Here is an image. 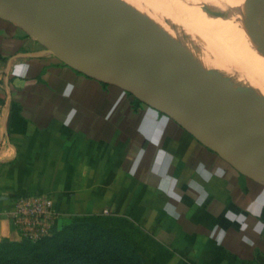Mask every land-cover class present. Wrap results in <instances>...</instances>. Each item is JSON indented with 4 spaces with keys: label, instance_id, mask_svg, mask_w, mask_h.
I'll use <instances>...</instances> for the list:
<instances>
[{
    "label": "crops",
    "instance_id": "0c3cea01",
    "mask_svg": "<svg viewBox=\"0 0 264 264\" xmlns=\"http://www.w3.org/2000/svg\"><path fill=\"white\" fill-rule=\"evenodd\" d=\"M34 193L67 221L144 226L167 264H264V183L0 19V242L22 240L7 213Z\"/></svg>",
    "mask_w": 264,
    "mask_h": 264
},
{
    "label": "water",
    "instance_id": "95a60500",
    "mask_svg": "<svg viewBox=\"0 0 264 264\" xmlns=\"http://www.w3.org/2000/svg\"><path fill=\"white\" fill-rule=\"evenodd\" d=\"M67 27L31 11L32 0H0V19L19 26L66 65L112 84L165 114L248 179L264 183L262 111L180 78L129 43L89 0H52Z\"/></svg>",
    "mask_w": 264,
    "mask_h": 264
},
{
    "label": "rangeland",
    "instance_id": "374dc122",
    "mask_svg": "<svg viewBox=\"0 0 264 264\" xmlns=\"http://www.w3.org/2000/svg\"><path fill=\"white\" fill-rule=\"evenodd\" d=\"M89 1L117 24L125 40L159 66L211 92L257 106L264 127V0H165L172 6L170 11L155 4L156 0ZM50 3L57 13L54 2ZM170 12L181 17L192 47L177 38ZM222 45L230 54L217 52ZM82 217L92 218L70 229L73 241L89 242L95 233H104L110 244L126 238L132 243L153 245L145 227L128 219L109 214L76 216Z\"/></svg>",
    "mask_w": 264,
    "mask_h": 264
},
{
    "label": "trees",
    "instance_id": "16d2710c",
    "mask_svg": "<svg viewBox=\"0 0 264 264\" xmlns=\"http://www.w3.org/2000/svg\"><path fill=\"white\" fill-rule=\"evenodd\" d=\"M90 218L75 217L44 243L5 240L0 243V264H167L171 258V253L148 234L147 239L153 242L151 246L132 243L126 238L119 239L116 245L112 241L110 244L104 239V233H95L89 242L73 241L70 231L74 230V225L88 222Z\"/></svg>",
    "mask_w": 264,
    "mask_h": 264
},
{
    "label": "built area",
    "instance_id": "2783aa9c",
    "mask_svg": "<svg viewBox=\"0 0 264 264\" xmlns=\"http://www.w3.org/2000/svg\"><path fill=\"white\" fill-rule=\"evenodd\" d=\"M7 214L22 240L31 242L51 236L67 221L53 199L42 193L17 198Z\"/></svg>",
    "mask_w": 264,
    "mask_h": 264
},
{
    "label": "bare ground",
    "instance_id": "6f19581e",
    "mask_svg": "<svg viewBox=\"0 0 264 264\" xmlns=\"http://www.w3.org/2000/svg\"><path fill=\"white\" fill-rule=\"evenodd\" d=\"M32 1H33V4L31 5V11L33 13L38 14L40 16L49 17L50 19H52L54 22H56L60 26L67 27L68 23H67L66 19L55 12V9L53 8V6H51L50 0H32ZM156 2L157 3H155V4H157L161 8H163L164 11H167V10L170 11L171 10L172 6L169 3H167L165 0H156ZM162 12H163V10H162ZM165 13H167V12H165ZM169 15L171 16V19H172L171 23H173V25L175 27L176 31L174 33L177 35V38L180 41H182L183 43H186V44H188V46L190 45L192 47V43H191L192 40L190 38V34L183 27V24L181 22V17L179 15L173 14L172 12H170ZM222 43L224 45L223 41H222ZM223 45H222V47L220 46L221 48H219L217 50V52L219 53V51H221L223 54H227V55L230 54L229 50H227L226 47ZM215 56H216V54H215ZM218 57L220 58V56H218ZM225 74H226V72H225ZM225 74H224V76H225Z\"/></svg>",
    "mask_w": 264,
    "mask_h": 264
},
{
    "label": "clouds",
    "instance_id": "9594fccd",
    "mask_svg": "<svg viewBox=\"0 0 264 264\" xmlns=\"http://www.w3.org/2000/svg\"><path fill=\"white\" fill-rule=\"evenodd\" d=\"M245 239H247V238H245Z\"/></svg>",
    "mask_w": 264,
    "mask_h": 264
}]
</instances>
